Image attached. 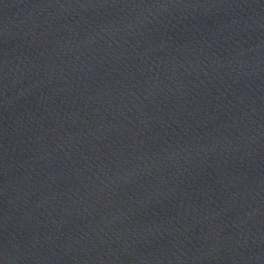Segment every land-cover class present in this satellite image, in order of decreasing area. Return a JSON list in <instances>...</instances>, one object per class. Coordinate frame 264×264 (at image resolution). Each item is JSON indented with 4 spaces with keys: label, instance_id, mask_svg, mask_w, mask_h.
I'll list each match as a JSON object with an SVG mask.
<instances>
[{
    "label": "water",
    "instance_id": "obj_1",
    "mask_svg": "<svg viewBox=\"0 0 264 264\" xmlns=\"http://www.w3.org/2000/svg\"><path fill=\"white\" fill-rule=\"evenodd\" d=\"M0 264H264V0H0Z\"/></svg>",
    "mask_w": 264,
    "mask_h": 264
}]
</instances>
